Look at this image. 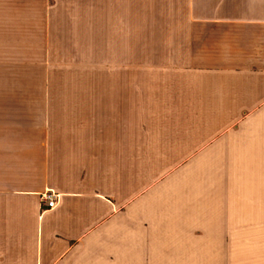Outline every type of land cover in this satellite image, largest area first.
I'll list each match as a JSON object with an SVG mask.
<instances>
[{
  "label": "crops",
  "instance_id": "crops-1",
  "mask_svg": "<svg viewBox=\"0 0 264 264\" xmlns=\"http://www.w3.org/2000/svg\"><path fill=\"white\" fill-rule=\"evenodd\" d=\"M195 5L141 62L140 0H0V264H264V0Z\"/></svg>",
  "mask_w": 264,
  "mask_h": 264
},
{
  "label": "rangeland",
  "instance_id": "rangeland-1",
  "mask_svg": "<svg viewBox=\"0 0 264 264\" xmlns=\"http://www.w3.org/2000/svg\"><path fill=\"white\" fill-rule=\"evenodd\" d=\"M180 0H140V35H141V52L139 54V60L142 62H147L149 60L153 61H161L162 55H149L146 52V47L149 44L155 45L157 48H161L163 46L162 43V35L164 30H169L171 32H178L180 30L186 29L187 23L179 17L181 12L186 11L190 12V8L195 5V0H181L182 4L180 5ZM174 2L172 5H165V3ZM158 3V4H157ZM188 3L187 6L185 4ZM194 3V4H193ZM196 8V5H195ZM193 13V12H192ZM188 27V26H187ZM69 56V55H67ZM159 56V57H158ZM74 58L65 59L60 64V69L57 70H47L41 69L37 66L39 65L40 59H45L46 64L51 63L50 58L52 55H36V54H28L23 56V61L25 63H13L14 66H20V68H15L12 70L13 77H26V78H45L52 77L56 79V82L62 83H75L69 85H56L54 86L55 92L59 93H84L86 92L88 86H85L84 80L85 78H91L99 75L98 69H93L92 67L96 66L94 62L99 61V53L91 54L87 52L78 53L73 55ZM15 56L13 55V59ZM69 60V61H67ZM71 61V65L73 67L67 69L68 62ZM42 63V62H40ZM43 63V64H44ZM20 64V65H17ZM45 65V64H44ZM79 78L78 82H76V78ZM64 80V81H63ZM78 83V84H76ZM20 87L13 86V90ZM23 90H27L29 93H47V86H37V85H26L22 87Z\"/></svg>",
  "mask_w": 264,
  "mask_h": 264
},
{
  "label": "built area",
  "instance_id": "built-area-1",
  "mask_svg": "<svg viewBox=\"0 0 264 264\" xmlns=\"http://www.w3.org/2000/svg\"><path fill=\"white\" fill-rule=\"evenodd\" d=\"M58 194L54 191H47L43 195L45 205L49 208H53L56 205Z\"/></svg>",
  "mask_w": 264,
  "mask_h": 264
}]
</instances>
